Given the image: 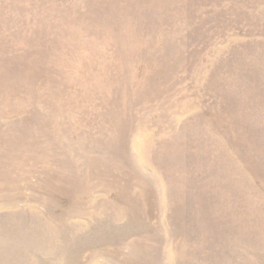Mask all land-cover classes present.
Wrapping results in <instances>:
<instances>
[{
    "label": "rangeland",
    "instance_id": "obj_1",
    "mask_svg": "<svg viewBox=\"0 0 264 264\" xmlns=\"http://www.w3.org/2000/svg\"><path fill=\"white\" fill-rule=\"evenodd\" d=\"M0 264H264V0H0Z\"/></svg>",
    "mask_w": 264,
    "mask_h": 264
}]
</instances>
